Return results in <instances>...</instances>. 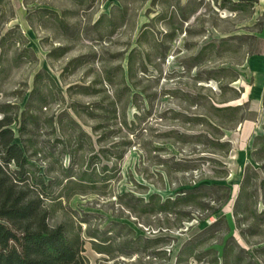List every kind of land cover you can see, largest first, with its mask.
Wrapping results in <instances>:
<instances>
[{
	"label": "rangeland",
	"instance_id": "rangeland-1",
	"mask_svg": "<svg viewBox=\"0 0 264 264\" xmlns=\"http://www.w3.org/2000/svg\"><path fill=\"white\" fill-rule=\"evenodd\" d=\"M190 2L198 5V12L187 22L178 17H172L169 21V17L176 10L175 0H95L93 6L86 9L75 7L69 0H29V5L25 4V0H7L6 5L1 6L3 13L0 17V39L18 26L26 36L27 43L24 47H12V43L18 39L12 37L5 44L6 72L0 82V105L12 104L16 106L13 112L23 111L36 87V76L40 72L49 74L61 90L60 95H57L58 101L52 103L47 110L44 109L50 116H57L64 110L73 114L70 110L72 104H79L81 108H92L99 104L101 98H113L118 92L121 94L124 85L121 83L123 72L119 70L120 67L124 70L125 84L131 88L130 95L127 92L122 93L123 102L125 98H133L128 100L125 108L129 128L120 124L124 109L120 106L119 123L112 122L108 129L98 133H107L105 136L109 141L118 144L115 148L108 145L111 157L116 159H103L98 167V172H102V167L108 166L109 181L106 185L99 184L97 194L75 196L68 203H64V210L56 208L49 223L81 225L83 232L87 227L106 232L114 222L128 224L144 239L170 238V242L164 246L168 255L166 258L151 260L143 253L124 257L116 252L113 258H109L95 252L92 239L84 235V256L89 264H178L180 250L206 226L200 222L201 215L196 212L195 220L191 223L185 222L181 229L160 230L157 221L161 217L137 218L122 206L120 197L132 194L148 200L152 194H159L166 200L196 185L213 182L224 183L231 188V199L222 210L231 227V235L250 254L254 262L264 264L254 252L264 246V235L250 236L247 242L236 229L233 217V208L245 169L254 164V138L263 134L264 63L255 60L252 63L250 59L246 62L245 52L234 48L230 52L223 50V57L214 62L204 61L198 67L193 65V59L204 46L220 43L231 37H236L235 43L240 44L241 36H250L246 41L247 49L258 52V39L254 45L253 36L258 35L257 23L264 19V0L255 4L253 17L249 20H245L243 15L218 8L214 0H181V5L187 6ZM116 6H127V19L112 37L103 38L100 32L105 34L106 30L97 29L95 24L101 16L112 15ZM38 9H49L60 16L65 15L71 28L69 36H56L52 21L48 23V29L41 28L36 17L33 19L36 28H31L27 18ZM164 15H168V19L163 20L161 16ZM169 26L182 28L172 40L166 39L167 32H170ZM146 30L149 34L142 37ZM260 42L263 46V41ZM63 47L68 48L64 56L57 59L51 57L52 51ZM25 48L32 52L15 66L14 57L24 53ZM261 50L260 47L259 52ZM133 51L139 52L141 57L138 54L134 57L136 76L132 79L128 76V58ZM1 52L0 45V56ZM148 54L151 56V63L147 61ZM140 59L147 67V73L140 69ZM218 68L227 69L228 73L237 75L238 81L231 82L230 74H225L220 83L210 81L209 71ZM106 70L112 73L114 85L105 82L98 86L99 90H103L99 95L83 96L78 94V89L72 94L68 92L71 86H92V82ZM39 85L41 90H45L47 80L44 78ZM198 95L208 98L209 102L217 99L229 101L223 106L249 103L244 122L224 134L223 141L231 145L227 157L193 154L197 148L178 144L175 137L168 135L172 131L189 135L206 133V127L201 124L190 125L184 122V118L177 116L182 114L195 117L207 114L208 103L205 99L199 105L192 103V98ZM237 96L239 99L234 100ZM63 98L65 101L62 103ZM1 117L0 113V119ZM79 122L83 123L81 120ZM98 122L90 120L89 126L83 125L84 130L94 140L97 135L92 133L90 126ZM13 128L17 130L16 126ZM57 149L60 151L61 147ZM96 150L99 155L98 145ZM119 155L122 157L117 158ZM91 156L85 154L81 161L84 159L89 166L92 162ZM202 156L220 160L222 167H215L209 161H198ZM192 159L197 160L196 169L176 172V162ZM62 162L69 167L70 158L63 156ZM88 166L84 170L90 168ZM255 166L260 172L258 165ZM216 169L226 171L228 178L223 182L213 180ZM262 210L263 207H260L259 213ZM214 220L211 219L212 222ZM189 264L198 263L190 260Z\"/></svg>",
	"mask_w": 264,
	"mask_h": 264
},
{
	"label": "trees",
	"instance_id": "trees-1",
	"mask_svg": "<svg viewBox=\"0 0 264 264\" xmlns=\"http://www.w3.org/2000/svg\"><path fill=\"white\" fill-rule=\"evenodd\" d=\"M6 1L0 0V17L3 13L1 6L6 5ZM69 1L79 9H86L92 7L95 0ZM260 1L222 0L219 2L214 0L218 8L243 15L245 20L253 17L255 4ZM195 2L182 6L181 0H175L176 10L169 17V21L172 17H178L185 22L189 21L198 12V5ZM25 4L29 5V0H25ZM127 15V6H116L112 15L101 16L95 26L97 29L106 30L105 34L100 32L103 38H110L123 26ZM35 17L39 19L41 28L48 29V23L52 21L53 33L56 36H69L71 28L65 15L60 16L49 9H38L27 18L33 29L36 28L33 21ZM161 17L163 20L168 19V15ZM257 26L259 31L257 36H253L254 45L264 30V19L258 22ZM169 29L166 39L172 40L176 32L182 28L169 26ZM148 34L146 30L142 37ZM12 37L18 38L12 43V47L16 45L24 47L27 43L26 36L21 33L18 26L9 30L0 39L2 51L0 82L2 75L6 72L5 44ZM249 37L241 36L240 44L235 43L236 37L224 39L220 43L207 44L195 56L193 65L198 67L204 61L214 62L223 57V50L230 52L234 48L245 52L244 57L247 58V62L254 54L253 49H247L246 41ZM31 52V49L25 48L24 53L15 56V66H18ZM67 52L68 48H59L51 52V57L57 59ZM137 54L141 57L139 52L133 51L128 58V76L132 79L136 76L134 57ZM146 57L151 63V56L148 54ZM140 60V69L147 73V67L143 60ZM186 65L189 67V64ZM119 70L124 73L123 68L120 67ZM123 73L121 83L124 88L121 94L118 92L113 98H101L99 104L92 108L88 106L81 108L79 104H72L70 110L73 114L64 110L57 116H50L44 111L58 101L57 95H60L61 90L55 80L43 72L36 76V87L25 103L23 111L13 112L16 106L12 104L0 105L2 114L0 119V264H89L84 256V235L92 239L95 252L109 258H113L116 252L124 257L143 253L151 260L167 257L168 253L164 250V246L170 242V238L144 239L128 224L114 222L106 232L92 230L90 227L83 232L81 225L76 226L72 223L50 225L49 223L56 208L64 210V203H68L75 196L97 194L99 184L106 185L109 181L108 166H103L102 172H98V167L103 159L108 161L116 159L111 157V149L108 145L115 148L118 144L110 142L105 136L107 133L100 135L98 133L108 129L112 122L119 123L120 106L124 108L123 121L120 124L129 128L125 108L128 100L133 98H125L123 102L122 93L131 94V88L125 84L126 79ZM225 74H230L231 77H228L232 78L231 82L239 79L237 75L234 76L228 73L227 69L221 68L209 71L208 79L220 83ZM44 78L47 80V85L45 90H41L39 84ZM105 82L114 85L112 73L109 70L95 79L92 86L79 88L71 86L68 92L72 94L75 89H78L80 95L97 96L103 91L97 87ZM192 99V103L196 105L205 99L209 112L195 117H186L182 114L177 116L184 118L187 124H201L206 127V133L189 135L172 131L168 135L175 137L178 144L192 145L197 148L193 154L227 157L231 151V145L223 141L224 134L227 130L235 129L244 122L249 103L223 106L229 101L217 99L215 102H209L208 98H201L199 95ZM236 99H239V96L234 100ZM64 101L63 98L62 103ZM90 120L99 121L98 124L90 126L92 133L97 135L96 140L83 128V125L87 126ZM14 126L17 130L13 128ZM262 130L263 134L254 138L252 155L254 164L248 165L245 169L233 208L236 229L247 242L250 236L264 235V178L262 177L264 175V123ZM96 145L99 146V155L96 154ZM58 147H61L60 151ZM85 154L92 155L89 166L84 159L81 161ZM63 156L70 158L69 167L63 165ZM121 157L122 155H119L117 158ZM198 161H209L215 167H222V162L218 159L202 156ZM196 162L195 159L183 160L176 162L174 166L176 172H188L198 167ZM86 165L90 168L84 170ZM255 165H258L260 172ZM214 178L213 180L223 182L228 178V173L216 169ZM231 196L232 191L228 185L213 182L196 185L166 200L159 194H152L148 200L125 194L120 197V203L137 218L161 217L157 221L160 230L181 229L185 222L191 223L195 220L196 212L201 215L200 222L205 223L206 226L180 250L178 264H189L190 260L198 264L203 262L206 264H257L250 254L237 244L231 235L227 218L222 213ZM260 207H263V210L259 213ZM212 218L215 219L213 222ZM254 252L264 263V246Z\"/></svg>",
	"mask_w": 264,
	"mask_h": 264
},
{
	"label": "crops",
	"instance_id": "crops-1",
	"mask_svg": "<svg viewBox=\"0 0 264 264\" xmlns=\"http://www.w3.org/2000/svg\"><path fill=\"white\" fill-rule=\"evenodd\" d=\"M263 33L264 31L262 32V34H260L258 36V52L255 51L254 54L249 58L252 63L253 61H261L264 63V37H263ZM260 41H263V46H261V42ZM261 47V52H259V48ZM263 94H264V89H263Z\"/></svg>",
	"mask_w": 264,
	"mask_h": 264
}]
</instances>
